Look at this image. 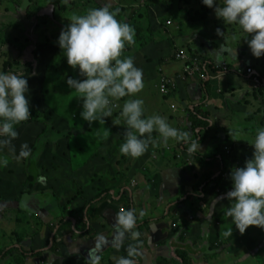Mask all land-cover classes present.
I'll return each instance as SVG.
<instances>
[{"label":"crops","instance_id":"obj_1","mask_svg":"<svg viewBox=\"0 0 264 264\" xmlns=\"http://www.w3.org/2000/svg\"><path fill=\"white\" fill-rule=\"evenodd\" d=\"M156 1L152 0V6L145 10L149 15L145 18L141 19L138 9L131 10L132 27L141 31L138 25L147 21L142 29H147L149 36L146 38L140 31L136 35L135 31V42L125 45L122 57L130 56L135 66L137 63L142 67L143 82H151L157 76L156 89L149 93L148 111L164 117L170 126L189 132L190 140L197 138L200 152L190 155L189 144L174 139L164 144L159 134L153 132L145 153L131 158L119 152L126 129L123 119L106 139L101 138L103 128L95 135L88 132L84 121L85 133L71 136L65 151L49 153L54 157L53 164L41 172L45 181L37 183L39 193L18 198L11 193L15 190L13 186H17L16 155L4 148L0 155L10 157L7 166L13 158L16 160L15 167L0 168V204L19 203L0 209V264H90L93 255L99 256L98 264H116L126 255L129 244L138 248L134 264H241L242 261L246 264L249 255L256 252L257 249L251 250L261 237L259 234L243 240L244 245H237V241L232 245L233 238L240 234L231 218L224 215L231 201L223 197L231 189L230 168L242 167L251 158L253 149L248 142L253 138V127L263 125L264 93L252 86L244 68L250 66L260 72L241 59L248 52L246 40L237 39L239 27L223 23L209 8L203 25L192 23L201 24L200 31L194 29L184 37L187 44L191 43V52L208 62L209 77L205 81L182 77L181 63H175L173 58L178 49L172 45L178 36L168 32L169 25L161 20L162 8ZM222 5L223 0L218 3ZM217 29L222 32L220 35ZM162 35L164 39L160 38ZM153 37L158 41L147 45V40ZM152 61L158 63V74L147 68ZM161 78L168 83L170 80L165 96L159 94L157 87ZM248 111L253 114L250 129L243 120ZM210 122L213 123L208 126ZM95 141L98 144L91 155L87 149ZM97 151L111 156L113 164L96 162L93 156ZM66 157L68 165L60 161ZM205 159H209L207 164L202 163ZM82 173L88 177L82 180ZM108 174L111 177H106V186L102 184V176ZM206 176L208 179L203 182ZM5 178L7 182L1 180ZM25 180L26 177L23 184ZM43 187L51 189L45 193L52 195L53 202L40 191ZM92 200L94 203L90 204ZM130 208L137 210L133 230L140 236L133 240L125 234L118 242L116 216ZM141 210L143 215L138 214ZM230 230L231 236L227 234ZM7 249L13 250L6 255ZM18 250L25 252V257ZM242 253L247 256L238 258Z\"/></svg>","mask_w":264,"mask_h":264},{"label":"clouds","instance_id":"obj_2","mask_svg":"<svg viewBox=\"0 0 264 264\" xmlns=\"http://www.w3.org/2000/svg\"><path fill=\"white\" fill-rule=\"evenodd\" d=\"M200 2L213 8L215 17L223 23L237 25L243 33L242 37L252 34L246 43L253 57L264 55V0H223L222 6L217 5V0ZM27 3L28 0H24L25 7ZM118 12L119 9L110 10L108 6H102L89 8L83 14L73 13L57 37V45L67 65L77 69L79 76L84 77L82 80L68 77L65 83L78 94L76 98H82L80 117L89 125L93 121L103 124V118L110 117L113 107L117 106L114 101L134 97L144 86L142 70L134 65L132 57H122L125 45L135 42V29L127 22L117 20ZM216 31L218 35L222 33L219 29ZM232 55L235 56L234 50ZM217 62H221L219 54ZM27 91V81L23 75L0 71V152L5 147L9 152H16L11 144L18 135L16 126L30 119L29 102L25 95ZM142 105L141 99L130 98L120 106L119 115L127 126L123 133L124 140L119 146L120 154L131 158L143 155L153 131L159 134L164 144L174 139L188 143L187 152L190 155L200 152L197 138L190 140L189 132L170 126L164 117H145ZM145 134H148L147 138H144ZM108 135L109 131L104 129L101 138L106 139ZM248 144L253 149L251 158L242 167L230 170L231 189L223 197L231 201L224 215L231 218L241 234L248 226L264 230V127L255 130ZM31 154L29 145L21 143L16 159H26ZM8 163V158L0 155V168ZM138 214L143 215V211ZM136 220V209L122 210L117 214L115 230L118 242L125 234L133 240L139 238L140 233L133 230ZM227 234L231 236V230ZM137 254V246L129 244L126 255L121 256L116 264H134L133 258ZM98 262L99 256L90 258V264Z\"/></svg>","mask_w":264,"mask_h":264},{"label":"rangeland","instance_id":"obj_3","mask_svg":"<svg viewBox=\"0 0 264 264\" xmlns=\"http://www.w3.org/2000/svg\"><path fill=\"white\" fill-rule=\"evenodd\" d=\"M71 1V0H70ZM68 1V2H70ZM75 1V0H73ZM97 1L100 4H97ZM221 0H217V5L220 3ZM35 2V1H34ZM40 2V5L42 6L41 2L42 0H38ZM52 0L47 1V5L41 10L42 12L47 11L49 5L51 4ZM158 4L162 8V15L161 20H169L170 24L168 26V32L171 34V31L174 32L178 38L174 40V43L172 46L175 49H178V51H183L185 54H188V47L191 43L187 44V39H184L185 36H188L190 32H193L194 29L198 32L200 31V27L203 25L202 23H205L207 14L201 8L196 0H157ZM152 0H96V3L93 4L91 0H86L83 3L79 2L77 0V3H72L74 7L73 11L66 8V10L62 11L58 10L56 7L54 8V11L57 13L61 12V16L63 18L69 17L72 12L80 13L82 11H87L89 8H98L101 7V4L103 6H108L109 9H119V12L117 14L118 17H121V19H125L130 26H133L134 19L132 17V14L130 13L132 9L136 8L137 11L142 15V18H145L144 16H149L147 14V8L152 6L151 5ZM154 3V2H153ZM133 4L134 5L132 7ZM163 4H166V7L163 6ZM24 6V0H2L0 3V22L6 23L7 28H4V30L1 32L0 35V71L4 72H15L18 70L19 66L15 65L13 60L16 58V56L19 55V52L17 50V47L15 44V39H19V44L21 45L25 43V38L23 33L26 34L25 30L28 28L30 22L26 19H20L17 15L21 14L20 11H17L19 7ZM28 3L26 8L28 7ZM215 6V4H214ZM122 7V8H121ZM138 7V8H137ZM142 9H144L142 11ZM146 10V11H145ZM182 12V13H181ZM17 17L19 19H17ZM184 18L186 19V22L184 21ZM118 20V19H117ZM201 23V24H195L192 23ZM144 21L138 25L141 27V34L144 35L146 38H148L149 34L147 29H142V25H145ZM160 22V20H159ZM166 22V21H165ZM39 28L37 29V33L40 36V45L38 47V50L33 53V47L29 46L27 49H25L22 55V68H24L25 64L28 62L33 63L34 67V73L32 74H22L26 81H27V87L28 91L27 94L29 95V108L35 109L38 112V115H36V119L33 122H30L28 124H24L20 126L19 129H17V137L12 140L11 144L16 149V155L19 151V146L21 143H27L30 148H33L35 145L37 146V151L35 153L32 152L31 156L29 158H21L17 159L16 167L13 164V161L16 159L13 158L12 162L9 166H6L4 168H14L15 170V177L16 181L15 190H11L12 196H17L18 198L22 196L23 190H24V178L27 175V166L26 164L31 163V167L35 170L36 167L39 168V165H41L40 174L42 171L46 169H50V166L53 164L52 160L54 159L53 156L49 153H54L59 149H66L67 146V140L77 133H85V123L84 120L80 117V111H81V102L82 98H76L78 95L74 90H71L65 83L66 79L68 77H72L74 79H84V77L79 76L76 74L77 69H74L67 65L66 60L62 54V50L57 45V37L59 35V32L62 28L66 27V25L62 21H55L51 17L46 16H40L38 19ZM148 26V25H147ZM2 28V26H0ZM135 31L137 30V27H133ZM159 26V30H160ZM145 31V32H144ZM173 34V33H172ZM243 33L241 32L237 39L238 41L244 39H250L252 34H247L246 37H242ZM160 38H165V35H162ZM184 39V41H183ZM158 41V38H149L147 40V45L149 43H153ZM46 41L50 42L47 43ZM4 42V43H3ZM146 47V46H145ZM139 49L140 47L137 46ZM245 50H247L248 53L243 55L241 59L245 64L252 65L258 72L262 71V65H261V58H255L253 57L248 49L247 43H245ZM192 54V53H191ZM204 59V58H203ZM178 63V62H175ZM138 67L142 70L141 66H138L137 63H135ZM177 65V64H176ZM147 68H150L154 70V72L157 73L156 70H158V63L152 61L150 65L147 66ZM22 70V69H21ZM158 74V73H157ZM155 80L158 82V78L156 76V79L149 82L146 80V82H143L144 86L142 90L135 94L134 97H124L121 98L119 101H115L116 107H113L112 109V115L110 117H104V123L99 124L96 121H93L91 125L87 122L88 126V132L90 133H96L95 135H99L97 132L102 131L101 129H108L110 132L111 129H114L117 125V121L119 124H121L122 119L119 115L120 113V106H122L123 101L130 98H139L143 101V114L145 117L151 116V113L148 111L147 106L148 104H151L149 102L150 96L149 93L155 90ZM170 85V80L169 83ZM160 85V84H159ZM157 86L158 89L160 86ZM159 94L162 95V92H159ZM165 96V95H164ZM38 118V119H37ZM253 114L251 111H248L246 114L243 115V120L246 124V128L250 129L251 125L253 123L252 121ZM263 125L261 127H264V118H263ZM47 124H50L54 127L53 131L47 132L45 135V131L47 129ZM127 127V126H125ZM253 137L255 134L256 128L253 127ZM55 132H62L64 135L69 136L68 139H60L57 140L56 144H52L48 142H52L54 139ZM156 132V131H153ZM152 132V133H153ZM151 133V135H152ZM157 134V132H156ZM44 135V136H43ZM41 136H43L41 139H39ZM120 136V134H119ZM98 142H92V146L87 149V152L91 155L93 154L95 149V145H97ZM101 144H105V141H102ZM8 149L7 147H5ZM49 154V155H48ZM106 153H100L97 151V154H95L93 157L96 162H100L102 165H112V157L111 156H105ZM107 155V154H106ZM34 158V160H33ZM9 160L10 157H8ZM29 160V161H28ZM36 160V162H35ZM84 160V149L81 153V161ZM28 161V163H27ZM60 161L68 165L67 157L60 159ZM35 162V164H34ZM209 162V159H205L202 161L203 164H207ZM212 162V161H210ZM213 163V162H212ZM212 163H209L208 165H213ZM233 168H230V170ZM212 175V174H210ZM85 177H88V175L82 173V180L85 179ZM106 177H111L110 174L107 176H102L103 185H108V180ZM211 178V176H209ZM42 181H45L44 178L41 176ZM206 179H208V176L203 178L202 181L206 182ZM3 182H7V178L1 179ZM200 182V179H199ZM39 187V184H38ZM208 185L205 186V189ZM47 187H43L42 189H45ZM107 190H111V188H108ZM47 200L53 202L55 199L49 195L48 193H45ZM57 199V198H56ZM62 201V199H60ZM66 212V211H65ZM68 214V213H67ZM239 235L236 234V236L232 240V245L235 246V243L237 241V245L243 244V240H247L248 238L254 237L253 235L259 234L261 237L258 238L254 243L259 246L254 245L253 247H249L253 250L257 249L253 256H250V259L247 260L246 264H249L251 260V264H260L261 262L264 263V230L257 226H248L244 233L241 234L238 230H236ZM252 236V237H251ZM250 239V240H251ZM259 241V242H258ZM253 246V245H252ZM260 249V251H259ZM247 256V254H240L238 258H242ZM244 260V258L242 259ZM241 260V261H242ZM241 264H244L243 261Z\"/></svg>","mask_w":264,"mask_h":264},{"label":"trees","instance_id":"obj_4","mask_svg":"<svg viewBox=\"0 0 264 264\" xmlns=\"http://www.w3.org/2000/svg\"><path fill=\"white\" fill-rule=\"evenodd\" d=\"M47 1L48 0H42V2H41L42 6H41L40 2H38V0H28V5L29 6L27 8L23 7V6L20 7V5H19L20 8H18V9H20L21 11L17 9V11H20L19 13H21V14H19L17 16L20 17V15H22V17L20 19L26 18L30 22V24H29L28 28H26V30H25L26 34L23 33L24 38H25V43L24 44L21 43V45H20L19 44L20 40L19 39H15V44L14 45L17 47L19 55L16 56V58L13 60V62H14L15 65H18L19 68H18V70H16L13 73H18V74H21V75L22 74H32V73H34L33 63L32 62H28L27 64L24 65L25 67L22 68V64H21L22 60L21 59H22V55L24 53L23 51L25 49H27V47L32 46L33 47V53H35L38 50V47L40 45V43H39L40 42V36L37 33V29L39 28L38 19H39L40 16H46L48 18L51 17L55 21H59L60 20L63 23L67 24L68 20L70 19V16L73 13H75V14H83L82 11H81L80 13L72 12V14L69 17H67V18H63L61 16V12L66 10V8H68V9L73 11L74 9L72 8V6L74 7V5L72 3H77V0H75V1H73V0H71V1L70 0H59V1L55 0L56 3L54 5H55V7H57L58 10H61L60 13H57V12L55 13L54 12V14H53L54 8H53L52 11L47 9V11L42 12L41 10L47 5ZM52 1H54V0H52ZM68 1H70V2H68ZM84 1H86V0H84ZM84 1L79 0V2H81V3H83ZM196 1H197L198 5L201 8H203L204 11L205 10H209V8L204 6L200 2V0H196ZM1 2H2V0H0V3ZM20 2H21V0H20ZM91 2L93 4H95L96 0H91ZM97 4H100V3L97 1ZM102 6L103 5L101 4V7ZM207 12L208 11H205V13H207ZM18 17H17V19H19ZM116 19L126 22V20L124 18L121 19V17H118V16H116ZM184 21L186 22L185 18H184ZM164 23H165V21H164ZM0 26H2V28H0V35H1V32L4 30V28H7V24L3 23V22H0ZM158 26H160V24ZM136 31H137L136 35H138L140 30L137 29ZM46 42L50 43L48 41H46ZM192 50H193L192 47L189 46L187 53L190 54V55H197V56H199L200 58L203 59V57L200 56V54H196V53L191 52ZM261 57H262L261 60H263V61H261L262 71L260 72V75L264 77V55H261ZM159 84H160V81H159ZM262 90L263 89L260 88V89H258V92L261 93ZM25 95H26V99L29 100L30 99L29 95L27 93ZM263 107H264V102H263ZM29 115H30V119L27 120V121L21 122L19 125H17L16 126V131H17V129L20 128V126L35 121L36 115H38V112L35 109H30L29 108ZM261 116H264V112L262 113ZM53 130H54V127L52 125H50V124H47V129H46L44 135L47 132L53 131ZM43 136H41L39 139H41ZM54 136L55 137L52 140V142H48L47 144H49V143L56 144L57 140L68 139L69 138V136L64 135L62 132H55ZM67 143H68V140H67ZM67 148H68V144L66 146V149ZM31 149H32L33 153L34 152L36 153L37 146L35 145ZM59 150H61V149H59ZM35 153H34V156H35ZM14 154L16 155V153H14ZM33 160H34V158H33ZM28 161H27V163H28ZM35 162H36V160H35ZM35 162H34V164H35ZM26 166H27V175H26V180H25L26 183L24 184V190H23L22 195L26 194L27 197H33L34 195H37V193H39L38 190H37V183L42 181L41 174H40L41 169L36 167V169L34 170L31 167V163L26 164ZM40 191L42 193H45V192L51 191V189L45 188V189L40 190ZM97 198H99V197H97ZM97 198H95V199H97ZM93 203H94V201L92 200V202L90 204H93ZM12 250L13 249H7V250H4V252L7 255ZM18 251L20 252L22 257H25V252H23L22 250H18ZM184 262H186V259H184Z\"/></svg>","mask_w":264,"mask_h":264},{"label":"built area","instance_id":"obj_5","mask_svg":"<svg viewBox=\"0 0 264 264\" xmlns=\"http://www.w3.org/2000/svg\"><path fill=\"white\" fill-rule=\"evenodd\" d=\"M84 1V0H82ZM166 26L170 24V21H166ZM174 60L181 63L182 66V77L189 80H194L198 77L200 80L205 81L209 75V64L205 59L200 58L197 55L185 54L183 51L176 50L173 56ZM225 69V67H223ZM244 72L249 76L252 86L256 89H263L264 93V77L256 73L252 67L246 66ZM168 81L166 78L160 79L159 92H162V95L166 94V85ZM137 261V259H135ZM264 264V263H260Z\"/></svg>","mask_w":264,"mask_h":264},{"label":"water","instance_id":"obj_6","mask_svg":"<svg viewBox=\"0 0 264 264\" xmlns=\"http://www.w3.org/2000/svg\"><path fill=\"white\" fill-rule=\"evenodd\" d=\"M57 1H59V0H57ZM56 2H55V0L54 1H52V3L49 5V9L48 10H50V11H52L53 10V8H55V4ZM17 203H19V202H14V203H9V202H2L1 204H0V209L1 208H4V207H8V206H13V205H17Z\"/></svg>","mask_w":264,"mask_h":264}]
</instances>
